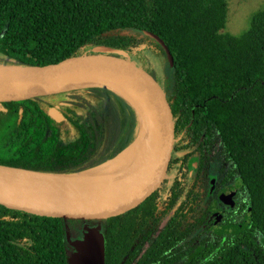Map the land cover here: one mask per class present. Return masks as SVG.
<instances>
[{
    "label": "trees",
    "instance_id": "16d2710c",
    "mask_svg": "<svg viewBox=\"0 0 264 264\" xmlns=\"http://www.w3.org/2000/svg\"><path fill=\"white\" fill-rule=\"evenodd\" d=\"M226 19V0H0V64L45 65L106 44L159 81L148 55L167 62L165 51L145 32L157 34L173 59L163 87L177 124L170 176L119 216L0 204V264H67L93 224L104 264H264V5L238 36L222 31ZM140 124L126 98L96 83L0 102V164L91 168L126 152Z\"/></svg>",
    "mask_w": 264,
    "mask_h": 264
},
{
    "label": "water",
    "instance_id": "95a60500",
    "mask_svg": "<svg viewBox=\"0 0 264 264\" xmlns=\"http://www.w3.org/2000/svg\"><path fill=\"white\" fill-rule=\"evenodd\" d=\"M145 33L161 45L172 66V55L162 39L154 32ZM94 75L105 76L108 83L94 80ZM81 83L100 84L126 98L139 115L142 138L152 126V140L146 144L141 140L136 150L80 171L45 172L0 164L1 205L41 216L97 221L137 207L168 178L177 124L167 92L125 50L95 44L83 53L45 65L0 64V102L43 96ZM49 114L56 121L62 119L54 108ZM144 151L139 170L132 176L120 177L124 165L136 162ZM112 178L117 179L116 186ZM32 180L52 184V188ZM61 185L71 188L61 191ZM102 185L103 192L96 193L100 190L95 187ZM72 243L74 249L66 258L67 264H104V236L100 228L83 231Z\"/></svg>",
    "mask_w": 264,
    "mask_h": 264
},
{
    "label": "rangeland",
    "instance_id": "374dc122",
    "mask_svg": "<svg viewBox=\"0 0 264 264\" xmlns=\"http://www.w3.org/2000/svg\"><path fill=\"white\" fill-rule=\"evenodd\" d=\"M227 3V19L225 26L222 29L223 32L238 36L246 31L249 27L251 16L264 5V0H226ZM148 58L153 66V69L157 73L159 82L164 86L167 84L169 79L171 66L164 60L155 56L148 55ZM143 130H140L137 134V140L127 149L126 152L134 151L140 147ZM170 175H168L169 177ZM92 227L100 226L96 224L91 225ZM217 231H235L236 227L218 225L214 227ZM239 228V226H238Z\"/></svg>",
    "mask_w": 264,
    "mask_h": 264
},
{
    "label": "bare ground",
    "instance_id": "6f19581e",
    "mask_svg": "<svg viewBox=\"0 0 264 264\" xmlns=\"http://www.w3.org/2000/svg\"><path fill=\"white\" fill-rule=\"evenodd\" d=\"M94 80H99L100 82H105V83H108V79L105 77V76H101V75H94ZM152 126L149 127L147 130H146V134L145 136L143 137V143L142 144H146L148 142H150L152 140ZM145 155V151L138 157L137 161L136 162H132V163H129L127 165H124V167L119 171V174L121 175L120 177H124V176H132L134 175L138 170L139 168L142 166V158L144 157ZM117 179L115 178H112L111 182H113V186H116V181ZM34 181V180H32ZM36 184L42 186V187H50L49 185H52V184H48V183H45V182H40V181H37L35 180L34 181ZM103 186L105 185H102V186H98V187H95V190H100V191H95L96 193H101L103 191L101 190H104L103 189ZM60 187V190L61 191H68L71 186H64V185H61L59 186ZM52 188V187H50Z\"/></svg>",
    "mask_w": 264,
    "mask_h": 264
}]
</instances>
